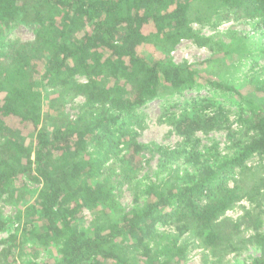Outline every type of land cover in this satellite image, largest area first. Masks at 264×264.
<instances>
[{
  "label": "trees",
  "instance_id": "16d2710c",
  "mask_svg": "<svg viewBox=\"0 0 264 264\" xmlns=\"http://www.w3.org/2000/svg\"><path fill=\"white\" fill-rule=\"evenodd\" d=\"M230 15L254 21L264 33V0H0V201L11 202L21 180L40 186L24 219L16 217L20 227L2 242L0 264H20L9 258L18 239L54 247L59 255L38 261L35 254L22 264H182L193 225L206 245L215 242L217 219L241 199L237 178L245 164L257 156L264 166V76L255 71L264 46L251 48L234 32L225 43L192 29ZM18 22L38 26L32 42L4 41ZM150 40L160 51L153 60L140 52ZM182 40L207 46L224 70L236 66L244 78L252 75L238 84L228 72L214 78L176 65L169 53ZM200 88L212 97L196 95L190 109L172 119L177 134L190 140L197 131L218 129L225 116L214 101L220 97L239 110L251 135L232 144L231 156L189 157L190 171L161 164L165 178L146 184L142 203L137 198L131 210L121 211L101 175L120 144L128 160L129 151L140 149L127 133L136 111ZM78 97L84 102L71 119L62 107ZM44 103L52 113L44 112ZM85 209L95 217L78 230ZM260 217L252 237L259 255L243 264H264V199ZM6 227L0 211V232Z\"/></svg>",
  "mask_w": 264,
  "mask_h": 264
},
{
  "label": "rangeland",
  "instance_id": "374dc122",
  "mask_svg": "<svg viewBox=\"0 0 264 264\" xmlns=\"http://www.w3.org/2000/svg\"><path fill=\"white\" fill-rule=\"evenodd\" d=\"M37 29V25L19 22L12 24L4 41L7 43L32 42ZM192 29L199 36L225 43H228L229 33L234 32L238 36H246L250 40L251 48L264 46V33L255 29V22L245 19L236 20L234 15H230L228 19L219 23L213 20L210 24L203 26L194 23ZM140 52L141 56L148 60L160 56L159 46L152 40L148 41ZM169 57L176 65L195 66L202 76L208 75L216 78L228 72L231 82L238 84H243V81L252 75L249 74L244 78L243 75L247 74L241 71L237 74L234 71L236 66L228 65L224 70L221 63L211 61L216 59L213 51L207 46H198L193 40L180 41L169 53ZM263 69L264 62L255 71L258 70L257 73L264 76ZM75 79L79 83L84 82L81 76ZM196 95L212 97L206 89L200 88L196 91H184L180 96H174L171 99L167 97L155 99L136 111L135 118L127 126V133L140 149L137 152L129 151L128 160L126 156H123L125 151L120 144L114 154L106 159L101 175V178L108 181L113 199L121 211L131 210L138 199L140 204L142 203L141 198L146 184L165 178L166 173L161 168V164H167L170 169L178 172L190 171L193 164L189 161V157L197 154L201 156L200 160L213 161L217 159L215 153L219 156H231L236 150L232 144L238 140L244 141L249 136L247 128L239 121V110L220 97H215L214 101L223 107L226 117L218 118L217 124L220 126L218 129L207 132L197 131L190 140L177 134L171 121L181 116L185 110L190 109V102ZM83 102L84 99L78 97L65 103L62 109L71 119H75ZM171 104H176V107H172ZM49 108V105L44 103V112L52 113V109ZM167 110H170V115ZM199 112L200 109L193 113L198 114ZM209 112L211 111L202 110L204 114ZM162 152H168V157L162 156ZM122 157L126 159L123 160ZM245 166L246 170L237 178L238 186L241 188L239 192L241 199L217 219L214 228L217 239L213 244L206 245L203 234L199 233L194 225L191 226L185 236L187 252L182 264H243L259 255V250L253 243L252 237L256 233L254 224L261 219L260 212L264 199V166L257 156L250 158ZM17 187L19 194H15L11 202L0 201L2 217L7 221L6 229L0 232V251L4 247L2 242L14 235L20 227L16 217L22 214L24 219L25 209L35 202L40 189L39 185L27 180H21ZM94 215L95 211L85 209L78 218L75 228L88 229L94 220ZM16 244L19 248L14 249L9 258H15L20 264L31 260L35 254H37L38 261H52L59 258L54 247L44 249L30 247V244L26 242L22 244L21 239H18Z\"/></svg>",
  "mask_w": 264,
  "mask_h": 264
}]
</instances>
